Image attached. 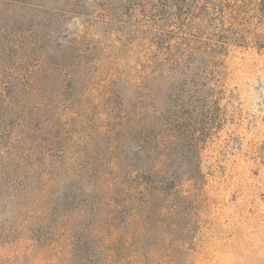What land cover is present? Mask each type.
<instances>
[{
    "label": "trees",
    "instance_id": "trees-1",
    "mask_svg": "<svg viewBox=\"0 0 264 264\" xmlns=\"http://www.w3.org/2000/svg\"><path fill=\"white\" fill-rule=\"evenodd\" d=\"M13 5L43 8L38 0H0V179L31 172L40 201H56L54 213L96 202V244L78 264H119L120 253L130 264L176 262L195 251L190 227L228 206V196L248 210L255 228L247 241L256 253L263 238L256 226L264 220V90L254 82L264 72V0H69L44 32L9 16ZM95 20L103 25L98 43L88 36ZM169 77L177 85L159 107L154 81ZM249 90L257 102L247 104ZM81 98L89 100L82 107ZM79 107L90 125L94 107L108 115L101 121L110 125H101L111 134L107 161H79L82 151L54 131L55 118L79 115ZM88 170L95 189L85 196ZM52 231L65 237L68 223ZM74 236L68 245L80 246Z\"/></svg>",
    "mask_w": 264,
    "mask_h": 264
},
{
    "label": "rangeland",
    "instance_id": "rangeland-1",
    "mask_svg": "<svg viewBox=\"0 0 264 264\" xmlns=\"http://www.w3.org/2000/svg\"><path fill=\"white\" fill-rule=\"evenodd\" d=\"M38 1L43 6L42 9L13 5L10 6L7 14L11 17L19 16L25 22L32 21L33 27L44 32L49 17L59 13L56 11L70 7L68 5L69 0ZM99 21L93 22V28L88 33L92 40L96 39L95 43L103 39L100 35L103 25ZM67 24L70 25V22L67 21ZM54 25L57 24L54 23ZM259 32L264 35V30ZM109 40L107 45L114 42ZM66 45L67 39L62 43L63 47ZM51 49L61 58L63 50L59 46L54 43ZM261 78V82L258 79H255L254 82V85L259 87L260 92L264 90V72ZM57 81L58 75L54 73L47 84L49 91H52ZM175 85H177L176 80L170 77L154 81L153 87L158 94L159 101L157 103L159 107L168 105L167 96L175 91ZM79 90H82V86L79 87ZM250 90L248 95L251 97L247 98V104L257 102L259 98L258 93L252 94ZM132 91L133 88L131 87L129 93ZM88 102V99L81 98L79 106L82 107ZM81 107L77 109L79 115L73 114L70 119L62 118V115L55 118L54 131L68 146L72 144L74 148L76 146L82 151L79 161L87 162L90 165L97 163L96 161H107L110 157L105 154H108L110 149L107 143L111 134L109 129L106 131L107 129L101 125H108V127L110 125L107 122L101 123V121H106L108 115L102 114L99 107H94L92 116L96 115V118H94V123L90 125L91 116L87 117V113L80 109ZM87 173L90 176L85 178L87 181L83 184L85 196L90 195L89 188L95 189L91 184L93 183L92 179H96L89 170ZM62 183L59 184L58 188L55 187L54 197H57ZM258 184L264 186V176L258 180ZM35 186L36 180L32 178L31 172L27 174L25 169L20 170L17 177L9 179L1 177L0 179V264H70L74 260L77 264L85 262L86 256L89 254L90 257L92 256L94 244H96L92 232L94 227L92 228L91 225L98 221L99 215H97V211L94 213L90 209L91 205L96 206V202L89 201L81 212L79 210L69 212L65 206L60 205L54 213L52 207L56 201L52 203L40 201L42 199L41 192L34 189ZM98 189L99 187L96 191ZM226 199L230 202L228 206H224L222 209H227L229 214H219L218 211L222 209L217 208L215 209L217 211L214 210L212 216L204 224L198 225V227H190L191 234L195 237L193 239L195 243L193 246L195 248L194 253H185L178 261L167 264H264V220L259 219L256 226L258 227L257 231L263 234V238L256 245L257 251L254 253L247 241V232L255 228L251 223L252 220L248 219V210H246L245 205H238L232 197L228 196ZM77 212L81 215H78ZM105 214H107L106 209L103 212V215ZM64 215L68 216V219H63L62 216ZM66 222L68 223L67 236L59 237V234L52 231L54 225L59 226ZM89 225L90 230L88 229ZM156 234L157 230H154L145 240L142 244L143 247L139 250L140 255L150 246L148 243L154 239ZM72 236L78 239L80 246L68 245L66 238L70 237L71 240ZM119 243L120 245L127 244L123 243V239H120ZM89 244L92 245V249L88 251L87 245ZM86 251L88 254L85 253ZM126 251L130 252V249H126ZM120 255L123 260H120L119 264H130L128 253H120ZM142 264H153V262H143Z\"/></svg>",
    "mask_w": 264,
    "mask_h": 264
}]
</instances>
